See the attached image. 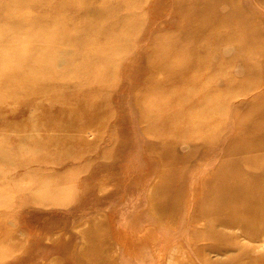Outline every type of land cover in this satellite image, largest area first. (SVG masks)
I'll return each mask as SVG.
<instances>
[{"label": "rangeland", "instance_id": "rangeland-1", "mask_svg": "<svg viewBox=\"0 0 264 264\" xmlns=\"http://www.w3.org/2000/svg\"><path fill=\"white\" fill-rule=\"evenodd\" d=\"M0 264H264V0H0Z\"/></svg>", "mask_w": 264, "mask_h": 264}]
</instances>
